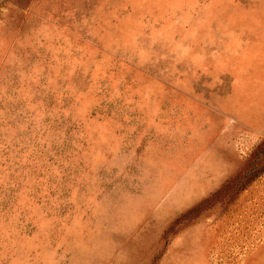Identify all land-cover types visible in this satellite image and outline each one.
<instances>
[{
  "label": "rangeland",
  "instance_id": "obj_1",
  "mask_svg": "<svg viewBox=\"0 0 264 264\" xmlns=\"http://www.w3.org/2000/svg\"><path fill=\"white\" fill-rule=\"evenodd\" d=\"M0 264H264V0H0Z\"/></svg>",
  "mask_w": 264,
  "mask_h": 264
}]
</instances>
